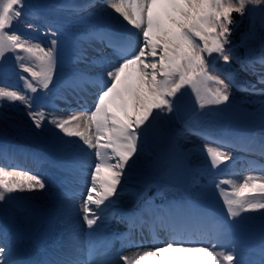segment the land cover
I'll use <instances>...</instances> for the list:
<instances>
[{
	"label": "snow or ice",
	"instance_id": "1",
	"mask_svg": "<svg viewBox=\"0 0 264 264\" xmlns=\"http://www.w3.org/2000/svg\"><path fill=\"white\" fill-rule=\"evenodd\" d=\"M249 5L255 11L264 5V0L107 2V7L116 14L114 19L120 34L109 32L94 38L100 39L111 50L112 58L104 54L89 58L82 50L77 54L76 62L98 71L93 74L77 69L58 85L77 95L88 93L89 88L94 89L93 106L88 107L87 101L78 102L76 108L60 109L74 114L61 116L55 110L46 111L43 103L33 104L35 97L30 95L50 91L58 64V40L53 38L45 47L38 41L34 42V38L14 31L13 25L20 23L25 15V0H0V59L13 54L21 73H28L31 78L17 73L23 88L0 78V107L20 102L27 109L33 132L38 136L49 135L63 153L77 156L94 151L90 186L82 204L83 220L90 236L104 211L115 203L111 198L119 194L118 187L125 170L135 167V158L142 150V138L146 139L154 126L173 111L180 97L186 94L183 90L190 89L196 104L204 109L210 105L226 104L230 99V88H241L232 72H220L210 65L209 59L215 53L225 65L233 60V49L228 45L231 44V26L237 22L232 14L243 17ZM93 6L94 0H89L84 7ZM261 11L264 13V9ZM26 26L35 28L30 23ZM50 31L53 37L57 35V31ZM251 32L250 28L249 33L241 37L240 46H244ZM238 63L243 67L245 61ZM246 63V70L252 71L257 82L264 85V44L261 45V55L248 59ZM257 63L259 69L255 66ZM244 90L264 96V88L258 90L255 85ZM261 112L264 117V104ZM261 133L264 134V126ZM73 137L76 139H71ZM251 142L249 139L248 143ZM226 143L223 138L207 141L204 151L211 169H218L231 157L208 145L223 147ZM260 148L264 155V142ZM244 150H249L247 145H244ZM211 183L225 210L220 218L204 213L213 222L215 238L196 239L174 231L164 243L156 238L153 227L150 229L153 243L143 251L120 256L119 261L137 264L147 258L148 264H152L154 259L166 254L173 264L177 259H187L190 264H241L235 251L222 244L220 238L248 227V222L255 217L245 215L247 213L259 214L264 237V177L248 176L238 184L228 179ZM44 188L45 183L38 175L26 170L10 171L0 166V203L19 199L13 195L15 193ZM135 226L134 222L130 223V228ZM259 255V264H264V242ZM85 256L81 259L78 255H45L36 264H119V261L97 258V251L91 245ZM0 264H33L17 258L6 228H0Z\"/></svg>",
	"mask_w": 264,
	"mask_h": 264
},
{
	"label": "rangeland",
	"instance_id": "2",
	"mask_svg": "<svg viewBox=\"0 0 264 264\" xmlns=\"http://www.w3.org/2000/svg\"><path fill=\"white\" fill-rule=\"evenodd\" d=\"M34 1L37 2L38 8L45 13V15L49 17H53L54 19L62 22L65 24L68 30L72 31L73 33L82 32L85 34H89L88 37H86V41L91 38V35L93 33V30L95 27L98 26L96 22H99L100 24H108L110 28L118 30V24L113 22V18L107 14V13H100L98 11H92L90 9H84L79 10L77 9H71L69 11H63L61 9L56 8L53 5H50V1H63V0H25L26 3H33ZM74 3H81L83 0H73ZM99 2L98 0H96ZM248 8V7H247ZM262 9H264V5H261L257 8L259 16L254 20V23L252 24V33L251 37L248 38L244 44V52L245 54H251V56H254V54L257 52L259 55H261V45L264 42V26H262V21H264V13H262ZM25 15L21 17V22L17 24L18 27L13 26L14 31H20L25 36H28L31 34H38L41 38V42L45 47L49 46L50 41L55 38L58 40V64L56 68V76L62 75V72H65L69 69H85L86 65L84 63H80L81 65L72 66L68 62V58L70 55L75 54L76 55V49L74 46H71V44L61 35L57 32V35L53 37L51 35L50 29L54 30L53 28L48 27L47 25L43 24L40 20H38L33 15L35 14L32 12H24ZM96 21V22H93ZM33 24L35 25V28L28 29L26 24ZM112 26V27H111ZM37 42V41H34ZM77 48V46H76ZM92 54H99V52H91ZM11 54V53H9ZM10 59V58H9ZM8 59V60H9ZM238 58L233 56V60L230 62L231 67H233L235 71V79L237 83H243V85L246 86L245 89H249L250 85H255L256 87H261L262 84H259L257 82V76L252 73L250 70H246V66L242 67L240 63H238ZM8 65H16L18 66L13 54H11V60L8 61L7 66L0 69V73L4 71L3 75L7 78L11 76L10 71H8ZM216 66L221 69H225L228 67V65H225L222 58L218 59L216 62ZM19 67V66H18ZM216 68V69H218ZM246 68V69H245ZM256 68L259 69V64H256ZM93 70V71H92ZM88 71H92L95 73L98 71L97 69H88ZM214 75L217 73H213ZM56 76L54 78L53 84L54 86H57L60 84V82H57ZM223 78V77H222ZM17 79V86L20 88H23V82ZM242 80V81H239ZM211 87V85H209ZM59 88V87H58ZM230 99L236 101L241 100L245 107H248L249 109L253 110V115L259 119L264 120V117H262L261 112V106L264 104V96H261L259 94L255 95L250 90H244V89H238L235 87L230 88ZM44 91L41 94L35 93L30 94L33 95L36 99L37 98H45L46 95H44ZM42 98V99H43ZM34 99V100H35ZM227 104H230L228 101ZM213 108V109H224L226 111L230 110V107H228L226 104L222 105H210L205 107L204 109H200L199 106L196 104L195 99H193L188 107V119L182 117V107L177 103V106L174 107L173 111L171 113H167L166 117L161 120L159 123H157L154 128L149 133L148 137L142 138L143 143L141 142V148L142 150L138 153L136 159V165L134 168H129L125 170V174L122 177L123 184H120L118 187V195L114 196L113 199L115 201V198L118 196H124L125 198H130L131 203L128 205L127 203L124 204V207L126 206V210L130 208L133 198L135 197V194H137L141 189L142 186L139 183L138 177L136 175V169L139 172V175L141 177L142 181H146L148 179H156L159 182L160 185V191L155 193V188L153 186H148L144 189L150 190L152 195L155 197H158L159 201L163 202L165 199H171L175 196H182L184 198L187 197H193L197 201L201 200L202 202H206L209 204H212L214 207L218 208L220 212L224 214L225 210L223 208V202L219 198V195L213 186L212 183L209 181L212 177L215 176V173L218 172V170L224 169L227 172L231 171H238V173H232L230 176H225L222 179H228L232 181V178L239 177V180L232 181L234 184H238L239 182L243 181L245 177L253 176V177H264V172H256L253 169L248 170V166L252 165V161H254L251 157L248 156V154H239L235 151L229 150L228 146L220 147L216 144H209L208 146L211 147H217L218 150L224 152L226 155L231 157V160L228 162H225V164L220 165L218 169H211L208 166V163L206 161V155L207 153L204 151L205 145L207 141L197 137V136H191L187 133H185L179 123L183 120H186L191 126H193L195 129H198L200 127L203 128L204 132L213 133L215 135H218L220 137H225L226 140H229L234 147H244V145H247V147H253L255 144L257 145V142L253 140V142L248 143L249 139L246 135L236 134L231 132L229 129L227 133L223 134L221 133V129L219 127H214V125H210V120H212V115L207 112L206 109ZM234 111V109H231ZM1 114L3 115L0 117V130L4 132L11 142H13L14 146L21 147H30L34 149H39L42 153L47 155H51L53 157H60V158H68L73 159L76 162V170L79 175L83 174V176H77V179H75L76 186H79V181L86 182L87 180L90 181V168L94 167V154L91 152L90 154H87V157L80 158L78 155L73 156L71 154L63 153L57 149L55 146L54 141L50 138L47 134L42 135H36L32 130L31 121L28 119L27 116V109L20 104V102H15V104H8L5 107H0ZM57 112V111H56ZM211 117V118H210ZM177 119V120H176ZM217 125V122H215ZM22 125L23 128V135L22 132L20 133V129L18 126ZM173 128L177 129L180 133L176 134L175 136L170 135ZM201 128V129H202ZM27 129V130H26ZM27 132V133H26ZM33 135L32 137H37L38 140H42L40 142L42 143H35L32 142L33 140L31 137H28V135ZM260 139L264 142V134L259 136ZM76 139V138H75ZM152 139L158 144V150L163 153L164 156V162L162 167L158 170L157 164H161L162 162H158V159H155L153 152L155 151L153 148L152 152L148 151V147H146V142ZM171 141V146L166 147L167 150H164L162 147L163 143ZM165 148V147H164ZM251 149V148H248ZM236 150H238L236 148ZM149 152V153H148ZM156 152V151H155ZM43 154V155H44ZM85 155V154H84ZM91 158V159H90ZM237 160L235 162V160ZM91 160V163L88 164V162ZM148 163V164H145ZM251 163V164H250ZM90 165V166H89ZM241 166L244 172L240 171L237 166ZM247 166V167H245ZM27 170H31V168H26ZM69 169H73L71 167H67L66 171L70 172ZM23 170V169H22ZM38 170V173L40 174H48V171H52L53 168L47 167L46 169ZM74 170V169H73ZM231 170V171H230ZM85 171V172H84ZM86 171H89L86 173ZM44 172V173H43ZM128 172V173H127ZM246 172V173H245ZM37 173V174H38ZM34 174V173H30ZM63 175H67V173H64ZM65 178V177H64ZM72 179V178H70ZM48 181V180H47ZM87 181V182H88ZM128 182V183H127ZM90 186V183H88ZM144 185V184H142ZM50 186V185H49ZM226 187H229L228 185H224ZM51 187V186H50ZM72 188V187H69ZM182 188H184V191L182 192ZM53 193H50V190L45 187L43 190H40L42 192L41 195L38 192H19L21 195L40 203L44 208L51 211L53 209L51 201H49L50 196H57L58 198L65 197V199L69 203L64 206L62 213L59 215V226L58 223L55 225V229L51 230L49 229L46 232H43V236H41L42 230L40 232L36 233V237L38 239L43 238L47 241L48 237H52L55 235V233L58 231L59 233L63 234V237L65 239V231L64 228L66 227L68 221H69V214H74V212H70L69 205L75 201H78L76 210L82 212V204H83V198L86 197L87 191L85 194L80 197H74L69 196L66 194L67 188H61V189H52ZM71 192V191H69ZM190 200V199H188ZM114 207V205H112ZM116 206V205H115ZM141 212H143L144 215L150 214V207L151 204L149 202L139 205ZM69 207V208H68ZM95 207L94 205L92 206ZM116 208L119 209V206L117 205ZM12 209L14 211H12ZM120 210V209H119ZM70 213H69V212ZM18 213V214H17ZM83 213V212H82ZM118 213V212H117ZM21 215V216H20ZM53 221L56 219V215L53 214ZM245 215H251L254 216L255 219L248 222V227H245L243 229H238L237 232L235 231V234H237V237L239 236L240 241L241 240H249L253 243H260L264 237H262V232L260 228V216L258 213H247ZM0 216L4 221L8 222L9 226L12 229V233H20L22 235V238L27 239L29 236V225H30V218L27 212L20 211L17 209V207L5 202L0 203ZM118 216H120V213H118ZM68 219V221H67ZM67 221V223H66ZM102 221V220H100ZM79 223V230H85L88 229L87 225L82 227ZM103 227L107 228V231H117L118 230V223L117 222H110L108 225L104 226L101 223H98L96 226H93V228L96 231H99V229H102ZM117 228V230H116ZM84 232V231H83ZM24 234V235H23ZM27 234V236H26ZM94 236V234H93ZM228 242L229 246L226 245V243L222 238H220V242L224 244L227 248L232 249L237 254V257L240 254V248L238 243L234 240V234L228 235ZM213 238H215V232L213 233ZM78 238V237H77ZM80 238V235H79ZM90 239V237H87ZM92 238V237H91ZM30 239V238H29ZM63 239V238H62ZM63 239V240H64ZM77 241L69 240L66 242H60L63 245V248L65 250L66 255H73V256H80L82 258L83 249H86L87 246L91 245L94 247L97 251V258H103L104 254L102 252L104 251L103 245H95L92 239V241L86 246V248L81 247V243L79 239H74ZM65 241V240H64ZM162 242L167 243L168 241L163 240ZM148 244L149 242H146ZM127 247L131 245H136L140 247L139 241L132 240ZM89 248V247H88ZM54 249V245H51V248L48 249L50 253H52V250ZM114 254V253H112ZM111 259L113 256H109ZM243 263L241 264H259L260 255L253 254L251 257H245L243 258ZM148 259H145V261L137 262V264H148ZM158 264H173L171 260L168 258L161 256V258L156 259ZM147 262V263H146ZM178 259L175 261V264H177ZM155 263V260L152 261V264Z\"/></svg>",
	"mask_w": 264,
	"mask_h": 264
},
{
	"label": "bare ground",
	"instance_id": "3",
	"mask_svg": "<svg viewBox=\"0 0 264 264\" xmlns=\"http://www.w3.org/2000/svg\"><path fill=\"white\" fill-rule=\"evenodd\" d=\"M99 2H97L96 0H94V5L95 6H93V7H87V8H89L90 10H92V11H98V12H100V13H107V14H111L110 16L113 18V22H115V23H117L116 22V20L114 19V17L116 16V14L114 13V12H112V9H110V8H108L107 7V2H115V0H107V2H106V0H98ZM89 2V0H83V1H81V3H74V1H72V6H75V7H80V8H83L87 3ZM122 19V18H121ZM112 27V26H111ZM106 33H109V32H111V33H113V34H117V35H119L120 33L117 31H115V30H111V29H109L107 26H106ZM100 35H103V34H100ZM80 37V38H79ZM78 37V35L76 36V38L78 39L77 40V42H76V44H77V47H80L79 48V51H78V53H80L82 50H84L85 51V53H86V56L87 57H89V58H91V57H94V56H98L99 54H97V55H95V54H92L91 52L92 51H94V52H99L100 54H104V55H106V56H108V57H110V58H112V54H111V50L110 49H108L107 47H105L104 46V44L100 41V39H94V38H90L89 40H91L92 42H88V41H86V42H84L85 41V39L82 37V35L81 36H79ZM93 37H95V36H93ZM77 55V54H76ZM77 57V56H76ZM76 65H81L80 63H78V62H76V58H75V63H74V65H72V66H76ZM73 69V68H72ZM75 70V69H74ZM74 72V71H73ZM89 90H92V89H89ZM66 92H68V94H70L69 96H67L66 97V99H63V101L66 103V106H68V107H70V108H76L77 107V103L79 102V103H84L85 101H87V105H89V104H92V102H93V100L95 99V95L93 94L94 92H95V90L93 89L92 90V92H89V93H87V94H89V95H87V94H85V93H81V94H79V95H77L76 93H75V95H74V93L71 91V90H62V93L63 94H65ZM76 97V98H75ZM78 97V98H77ZM93 105V104H92ZM71 114H74V113H71V112H67V111H64V112H59L57 115H61V116H68V115H71ZM71 139H75L74 137L73 138H71ZM7 146L8 145H4V146H0V154L1 155H3V156H8V158H9V156L11 155V153H9L10 152V150L7 148ZM253 149H255V150H257L259 153H261V148H260V146H258V147H255V148H253ZM93 154H94V151H93ZM78 156L80 157V158H82L83 156H84V158H86L87 157V155H84V153H79L78 154ZM27 159V161L28 160H30V158L29 157H27L26 158ZM91 159V158H90ZM0 160H4L3 158H1ZM94 160H95V157H94ZM254 161H256L255 159H254ZM264 160H262V162H255L253 165H250V166H248V168L250 167H257L258 166V164H262V165H264V162H263ZM253 162V161H252ZM19 166L20 167H24V168H26V162L24 161V160H20L19 161ZM91 163V160L88 162V164H90ZM60 165H62L65 169L68 167V165H65V164H62V163H59ZM251 164V163H250ZM27 166H30V165H27ZM37 166V165H36ZM245 167H247V166H245ZM237 168L240 170V171H242V172H244L243 171V169L241 168V166H237ZM127 170V169H126ZM38 171V170H37ZM31 173H34L33 171H30ZM38 173V172H37ZM65 173H67L68 174V171H65ZM128 173V172H127ZM232 173H238V171H231V174ZM246 173V172H245ZM34 175H38L42 180H43V182L45 183V187H47L49 190H50V193L52 194L53 193V190L50 188V186H49V184L47 183V173H45V174H40V173H38V174H36V172L34 173ZM63 175V174H62ZM75 176H76V174H75ZM63 177V176H62ZM240 179V176L239 177H234V178H232V181H235V180H239ZM88 183H90V181H88ZM128 183V182H127ZM121 184H123V182L121 181ZM76 187V186H75ZM72 190H73V188H71ZM34 192H38V193H40L41 195H43L42 194V192L40 191V190H35ZM44 196V195H43ZM142 198H146V196H144V197H142ZM116 200H117V205H124L125 203H127L128 205L131 203V201H130V198H125L124 196L122 197H120V196H118L117 198H116ZM115 200V201H116ZM195 201H192V200H183V201H187V202H184V204H183V206H182V208L180 207V208H178L177 207V204H173V208H172V210L170 211V215H171V221H174V223H176L177 224V222H179V220H180V215L181 214H183V215H185L186 213H189L190 211H194V212H197V210H198V206L197 205H199L198 204V202L199 203H201V204H204V202H202L201 200H196V199H194ZM49 201H51V203H52V206H53V211H54V213H57V214H61L62 213V211H63V208H64V206L65 205H67V203H69V200L67 201L64 197H62V198H58L57 196H50V198H49ZM77 203H78V201H75V202H73V203H71L70 205H69V207H70V212H74V214H69L68 215V217H69V221H68V219H67V221H68V223H67V221H66V223H67V225H66V227L64 228V231H65V239H64V237H62L63 239L61 240V242H66V241H69V240H73V241H77V240H74V239H79L80 240V242H81V244H85L86 242H89L88 240H87V238L85 239L83 236H82V230L80 229L79 230V223H81L80 225H82V227L84 226V220H83V213L82 212H80V211H78V210H76V208L78 207L77 206ZM190 203H194V204H191L190 205ZM79 204V203H78ZM196 204V205H195ZM131 206H132V204H131ZM130 206V207H131ZM171 207H172V204L170 205ZM68 207V208H69ZM111 207H113V206H111ZM199 207H200V205H199ZM202 208L204 207V206H201ZM200 207V208H201ZM114 208V207H113ZM128 209H130V208H128ZM127 209V210H128ZM208 210H211V208L209 209V208H207ZM12 211H14L13 209H12ZM69 212V211H68ZM69 212V213H70ZM105 212V211H104ZM53 213V214H54ZM18 214V213H17ZM52 214V215H53ZM103 215H105L104 213H103ZM21 216V215H20ZM189 216L187 215V218H186V222H189V218H188ZM151 220H149V224L152 226V228L155 226V224H156V222H157V220L156 219H153V217H151L150 218ZM184 219V218H183ZM138 222H137V220H136V224H137ZM60 223H58V225H59ZM98 224V223H97ZM48 225H46V223L45 224H42L39 228H38V230H37V232H39L41 229H43L44 227H47ZM59 226H62V225H59ZM204 230H201V232H203L205 235H207L208 234V230H206L205 228H203ZM128 230L129 229H127L126 230V233L128 232ZM189 231H192V230H189ZM193 231H197L196 230V228H194V230ZM203 233H201V234H203ZM210 233V232H209ZM199 234V233H198ZM79 235H80V238H79ZM106 235H108L107 233H106ZM78 237V238H77ZM128 240H126L125 241V244H126V242H127ZM96 243H98V242H96ZM120 243H122V242H120ZM124 244V243H123ZM124 244V252H123V256H130V255H132L133 253H135L137 250H139V251H143L144 249H146L147 248V246H142L141 248H134V246H129V247H127L126 245ZM22 245H24V242L20 245V247H22ZM86 247V246H85ZM14 249H15V251H16V255H18V253L20 252V249H18L17 247H14ZM177 256H179V254H177ZM164 257H166L167 258V255L165 254L164 255ZM145 259H147V258H145ZM145 259L143 260V261H145ZM155 260V263L154 264H158L157 263V261H156V259H154ZM153 260V261H154ZM114 261H119V259H115ZM148 262V261H147ZM146 262V263H147ZM119 264H123V262L122 261H119ZM177 264H190V262L187 260V259H178V262H177Z\"/></svg>",
	"mask_w": 264,
	"mask_h": 264
},
{
	"label": "trees",
	"instance_id": "4",
	"mask_svg": "<svg viewBox=\"0 0 264 264\" xmlns=\"http://www.w3.org/2000/svg\"><path fill=\"white\" fill-rule=\"evenodd\" d=\"M252 9L253 6L249 5L243 17H241L237 13L232 14L233 20L237 23L231 26L233 28V31L230 37L231 43L235 46L236 51L240 52L241 55L248 58H251L253 56H251V54H244L243 46H240V41L241 37L244 36L245 33H249L250 28L252 29L254 20L257 18V16H259L257 9L255 11H253ZM211 59L218 60L219 57L214 53ZM183 91L186 94L181 96L177 103L183 106H187L195 96L191 94L190 89H185ZM186 99H188V102H185ZM232 109H234L235 115L233 120L231 121L232 125L236 129L253 130L255 127L263 124L259 120H254L252 115L241 106L232 107Z\"/></svg>",
	"mask_w": 264,
	"mask_h": 264
},
{
	"label": "water",
	"instance_id": "5",
	"mask_svg": "<svg viewBox=\"0 0 264 264\" xmlns=\"http://www.w3.org/2000/svg\"><path fill=\"white\" fill-rule=\"evenodd\" d=\"M13 195L16 197H19V199L14 200L19 206L30 210L33 228L39 225L45 219L46 213L41 206H39L38 204L29 202L28 200L19 196L17 193Z\"/></svg>",
	"mask_w": 264,
	"mask_h": 264
}]
</instances>
